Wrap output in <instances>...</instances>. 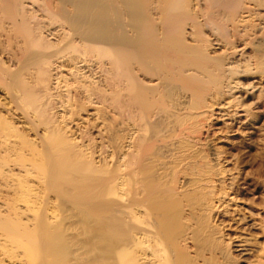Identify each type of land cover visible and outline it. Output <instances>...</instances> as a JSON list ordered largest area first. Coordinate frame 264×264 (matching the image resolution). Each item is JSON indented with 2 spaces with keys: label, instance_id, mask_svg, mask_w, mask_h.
<instances>
[{
  "label": "bare ground",
  "instance_id": "obj_1",
  "mask_svg": "<svg viewBox=\"0 0 264 264\" xmlns=\"http://www.w3.org/2000/svg\"><path fill=\"white\" fill-rule=\"evenodd\" d=\"M26 1L38 9L27 12ZM263 6L0 0L7 38L23 39L7 50L16 62L0 65L15 104L0 111V264H218L199 249L201 211L235 230L224 264L229 255L264 264L252 235L264 222L229 208L234 177L219 178L214 201L208 194L229 171L220 155L195 167L191 154L193 178L180 157L200 116L224 126L240 111L251 117L264 92Z\"/></svg>",
  "mask_w": 264,
  "mask_h": 264
},
{
  "label": "rangeland",
  "instance_id": "obj_2",
  "mask_svg": "<svg viewBox=\"0 0 264 264\" xmlns=\"http://www.w3.org/2000/svg\"><path fill=\"white\" fill-rule=\"evenodd\" d=\"M24 6L26 7L25 9L27 10V12L29 13H32L33 11H35L34 9L36 10L38 9L37 6L35 7L29 1H26L24 3ZM262 13L264 14V10H262ZM36 15H37L36 16L37 19L39 20L41 19V21L46 19L43 12L41 11H38ZM9 21L5 20L0 25L1 27L0 29V65H2V67L8 66V64L11 65L16 62V59L12 61H10V59L7 60L9 57L7 53L9 52V50L10 52L13 51L12 53H14L16 48H18L20 45L23 44V41H22L23 39H21L20 37H19L20 40L18 37H17L18 39L13 37V39H15L13 40V42L12 40L10 42V40L7 38V34H8L7 30L11 29L10 28L11 21L10 22ZM6 27L8 28L7 30H5ZM262 32L263 30H260L258 32L257 40L262 41V44H264V38H263L264 32L263 34ZM243 45L244 44H241L240 47H243ZM250 47L254 48V46L252 45ZM252 48H250V51L252 50ZM223 50L224 48L222 50H219L217 53H215V55H218ZM6 60L9 63H7ZM14 66H12V68ZM2 67L0 68L2 69ZM0 81L3 83V80L1 77H0ZM1 82H0V99L2 101L0 105V111L2 112L3 115H5L6 114L5 111L7 110L8 106L10 108L11 107L13 108L15 104L10 105L7 103L8 99L5 98V95L8 93L7 92L8 90L6 88L5 82L3 84ZM259 97L258 96L254 97V99L250 101V103L254 101L251 104L252 106L251 117H249L245 111H240L238 115H242V116H238L234 120L233 119L229 121L226 120V122L228 121L227 122L228 124L226 126H224L223 122H219L218 118H216L215 116H213V118H211L210 120H207V116H200L196 120L197 123L195 122L196 129L194 128L193 133L188 137V140H189L188 145L190 143H193L191 144L192 146L191 145L188 146V147H191V149L190 148L187 149L188 148L187 147L186 148L187 150H185L183 154L181 153L182 155L180 156L181 159L183 158L185 159L184 163L188 162L187 165L184 164L186 167L187 166L190 167L191 159H194L192 160V162L194 163H191V165H194V166L196 165L195 167H197L198 164L201 163L199 161H203L204 159L210 163V166L218 165L219 162L216 161L217 160L216 158H217V155L219 154L220 155L219 158L221 162L218 166H221V167L225 166V168H227V170L229 171L228 173H225L222 175L219 174L221 175L220 177L217 175L214 176L215 185L212 184L213 187L210 188L211 190H209L210 193L208 192V194L209 196L211 195L213 197V201H214L216 198L217 192L220 191L224 187L223 184L220 183L219 178L220 179L221 177L224 178L226 177L227 174L230 177L232 175V177H234V181H232L233 184L231 185L232 189H227V193L230 197L234 198V203H232L229 208L235 209L236 213L246 217V221H250L251 223L264 222V92ZM5 101H6V104L8 105H5ZM22 106L24 105L22 104ZM101 106L103 107L102 104L98 105V107H101ZM16 107H17V104H16ZM28 112L31 113L32 109H30ZM102 116L104 119H106L105 121L108 122V126H110L111 129H113L115 125L113 124L112 126L111 121L114 122L115 120V119L113 120L114 113L111 112L110 109L106 110V108L104 107L102 110ZM198 122H200L199 125H198ZM98 133H99L98 131L96 132L94 131V134H93L94 137L95 135H97V137H100V138L103 137V134H101L100 136V134ZM186 152H188V154H185ZM190 155H191L190 157L191 159L189 158ZM186 158H188L190 161H186L188 160ZM224 161L225 163H223ZM186 167L183 166L184 168L183 170L185 172H189L187 174L190 175V172L192 173L191 171L192 166L189 169ZM217 172L219 173V171ZM183 174L186 175L184 176L185 178H188V177L193 178L192 175L190 176L188 175L187 177L186 173H183ZM183 174L180 173V176H182ZM215 177L217 178V180H219V182L216 180ZM207 207H209V205L203 206V209ZM213 217H214L213 211L212 212L201 211V215L198 217L199 227L202 228L201 231L199 232L201 234L199 237V239H201L199 244H203L202 242H205L204 245L199 246L200 247L199 249L203 251L202 252L204 253L202 254L203 257L206 256L207 258L208 256V258H210V256L212 257L214 255V257L217 259V261L215 262H218V264H224V262L222 261L223 258L220 259V255L222 253L228 254L229 252V245L225 244L226 235H229L230 237L231 235L235 233V230H233L234 228H230V227H229L230 229L228 227H225L222 229V227L219 226V223H220L219 220H217V218L214 220ZM229 217L224 219L225 221H228V223H229V220H228ZM210 232H213L215 235L209 238L207 235H209ZM204 235H206V237ZM252 235H254L253 238L255 240L253 243L254 248L261 251V253H263L264 255V233L263 231L261 229L260 230L254 229L252 231ZM202 246L205 248L202 249ZM256 257H257V254L255 255V257H252L251 259L254 260ZM228 258H230L228 261L229 264H252V262H250L249 260L248 261L250 263H247V262H244L242 259L239 260L238 258H234L232 255H229Z\"/></svg>",
  "mask_w": 264,
  "mask_h": 264
}]
</instances>
